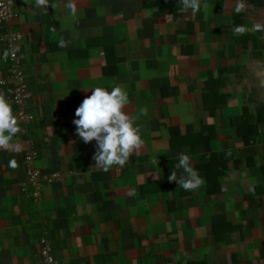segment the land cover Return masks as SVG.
<instances>
[{
	"label": "crops",
	"instance_id": "0c3cea01",
	"mask_svg": "<svg viewBox=\"0 0 264 264\" xmlns=\"http://www.w3.org/2000/svg\"><path fill=\"white\" fill-rule=\"evenodd\" d=\"M11 3L33 120L19 153L0 150V264H44L42 240L50 264H264V0H201L195 13L180 0H74L75 15L68 0ZM8 75L0 59L10 102ZM115 85L144 144L104 172L73 121L91 87ZM185 151L203 181L193 191L168 180Z\"/></svg>",
	"mask_w": 264,
	"mask_h": 264
},
{
	"label": "clouds",
	"instance_id": "9594fccd",
	"mask_svg": "<svg viewBox=\"0 0 264 264\" xmlns=\"http://www.w3.org/2000/svg\"><path fill=\"white\" fill-rule=\"evenodd\" d=\"M185 10L193 13L201 10V0H180ZM35 7L47 9L49 0H35ZM72 14L76 13L74 0H68L66 5ZM206 10L207 5H203ZM55 31V29H53ZM245 29L237 27L233 30L234 35L243 34ZM68 41L61 38L58 46L65 48ZM92 94L87 96L76 109L77 119L73 121L76 132L84 143L96 141L97 149L93 156L95 164L92 168L107 172L114 167H124L134 152L142 148L144 140L141 137V128L135 121L138 117H132L124 109L130 103L127 92L120 86L115 85L109 90L103 86L91 87ZM139 115H147L146 108L139 109ZM22 131L12 104L0 91V150H14L19 153L22 149L17 134ZM176 170H182L178 176L173 170L168 176L170 182H176L179 188L185 191L198 189L203 183L199 174L193 167L192 158L187 151L177 156ZM10 167H16V160L9 161Z\"/></svg>",
	"mask_w": 264,
	"mask_h": 264
},
{
	"label": "built area",
	"instance_id": "2783aa9c",
	"mask_svg": "<svg viewBox=\"0 0 264 264\" xmlns=\"http://www.w3.org/2000/svg\"><path fill=\"white\" fill-rule=\"evenodd\" d=\"M15 17V11L11 0H0V59L9 65V81L12 83L10 92V102L16 108V116L19 124L27 125L32 122L33 117L26 113V106L31 98V93L25 82L24 71L22 70L19 60L18 42L21 40V33L12 27V20ZM3 85L4 81H0ZM36 159L35 152L32 148L26 152L24 156V166L26 175L29 180L35 182L41 177L39 169L34 166ZM59 177L55 175L50 180H56ZM61 179V178H60ZM36 195L34 194V197ZM36 198V197H35ZM42 248L40 249L42 261L44 264L52 262V256L49 253L50 247L42 240Z\"/></svg>",
	"mask_w": 264,
	"mask_h": 264
}]
</instances>
